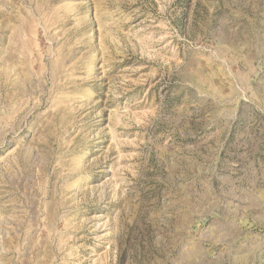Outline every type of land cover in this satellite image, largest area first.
<instances>
[{"label":"rangeland","instance_id":"obj_1","mask_svg":"<svg viewBox=\"0 0 264 264\" xmlns=\"http://www.w3.org/2000/svg\"><path fill=\"white\" fill-rule=\"evenodd\" d=\"M0 264H264V0H0Z\"/></svg>","mask_w":264,"mask_h":264}]
</instances>
